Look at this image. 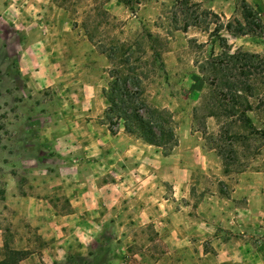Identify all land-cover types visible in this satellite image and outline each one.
Returning <instances> with one entry per match:
<instances>
[{"label": "rangeland", "instance_id": "rangeland-1", "mask_svg": "<svg viewBox=\"0 0 264 264\" xmlns=\"http://www.w3.org/2000/svg\"><path fill=\"white\" fill-rule=\"evenodd\" d=\"M7 1L0 0V190H4L7 178L13 176L18 192L26 193L33 184H42L38 189L41 191L51 181L47 176L73 174V158L80 170L93 172L97 179V201L89 203L94 208L104 207L103 190H110L112 183H116L112 191L119 192L125 190V185L133 187L139 182L130 177L120 187L123 161L127 159L122 157L121 150L135 143L150 144L124 132L120 122L113 127V133L108 131L103 118L106 102L102 88L109 80L111 63L103 51L107 53L116 43L143 39L147 68H153L145 81V99L149 105L171 113L175 134V139L167 143L150 146L160 156L175 159L180 158L179 149L192 143L210 150L208 159L214 164L207 170L198 168L190 180L194 193L191 203L195 194L217 196L214 203L222 211L216 224H229L230 234L246 241L243 247L234 238L240 256L237 263L264 264V135L240 127L237 115H221L218 119L209 115L216 107L204 79L208 72L199 69L210 51L221 52L218 36L226 39L229 52H255L264 59V0H189L183 9L185 14L177 13L180 7L171 0H112L108 5L109 0H49L39 6L30 0H9L14 2L9 8L5 6ZM203 10L215 16L204 15ZM60 17L64 18L61 30L73 32L67 40H56L49 33L54 31L49 21ZM244 18L253 21V25L245 20L248 33H236L240 24H235V20L242 24ZM256 18L258 26L253 27ZM184 20L190 22L187 27H183ZM227 21L231 22L229 30L223 27ZM218 25L221 27L215 33L213 29ZM147 32L157 39L155 47L161 65L153 63L150 56L151 45L144 39ZM250 82L254 91L248 98L251 110L245 114L255 129L263 130L261 67L251 75ZM231 131L238 133L237 139L231 137ZM66 150L69 153L63 157ZM170 164L171 161L160 167L157 161H143L139 173L144 177L146 167L152 166L156 182L163 188L161 194L165 195L170 184L161 178ZM146 184L140 183L137 189L144 191ZM50 201L61 211L69 210L67 197L53 194ZM126 205L131 206L128 202ZM114 207L119 210L118 200ZM88 209L87 206L85 210ZM0 226L10 248L21 246L25 239L28 251L41 249L42 242L34 228L27 227L6 205L3 194ZM120 233L135 238L140 247L97 245L80 258L68 262L64 259L59 264H132L135 257L127 254L137 249L149 256L146 264H178L177 261L186 259L177 252L163 254L158 243L144 247L145 240L159 238L155 227L147 223L127 232L115 231V239ZM3 255L1 247L0 258Z\"/></svg>", "mask_w": 264, "mask_h": 264}, {"label": "crops", "instance_id": "crops-1", "mask_svg": "<svg viewBox=\"0 0 264 264\" xmlns=\"http://www.w3.org/2000/svg\"><path fill=\"white\" fill-rule=\"evenodd\" d=\"M24 1L27 2V0ZM30 1L35 6H39L42 2H49V0ZM110 2L112 0L107 1L106 4ZM12 5L14 2L10 3L8 0L5 6L9 8ZM62 22H64L63 17L53 22L49 21L54 27V31L49 33L56 40H67L69 36H73V32L69 31L68 34L61 30ZM189 137L192 139V136L189 135ZM66 151L67 153L62 152L63 157L69 153V150ZM115 153L118 152L115 151ZM177 153L180 154V158L162 157L152 146L136 143L123 148L121 155L123 158L126 156L127 159L123 161L122 174L124 177L120 179V187H124V181L129 180L130 177L139 182H135L133 187L125 185V190L119 192L112 191L116 184L112 183L110 190H103L104 207L98 206V208H94L95 205H92L93 207L89 205L91 201H97L96 193L99 186L97 179L93 172L80 170V165L75 158L72 159L73 163L70 165L73 174L47 176V180L51 181L49 183L46 181L47 184L41 191L38 189L42 188V184L40 187L33 184L26 193L18 192L14 177L9 176L4 185L3 200L6 205L14 209L27 227L34 228L37 237L42 242L40 250H29V253L16 264H59L67 255L81 256L97 245L100 247L115 245L118 248L127 249L140 247L135 238L120 233L117 236L118 239H115L113 232H127L146 223L155 227L159 238L145 240L143 246L153 247L158 243L164 250L163 254L177 252L179 256L186 257L185 260L177 261L178 264H238L239 250L234 247L236 237L230 234L231 226L226 223L216 224L217 216H220L222 211L214 203L217 196L200 197L199 193L195 194L193 203L190 200L194 196L190 180L195 176L196 170L198 168L207 170L210 164H214L208 159L211 154L210 150L203 145L201 147V144L192 143L181 151L179 149ZM143 161L150 163L157 161L161 164L160 167L167 166L171 161L170 166L167 167V174L161 178L169 181L170 191L168 193L161 194L163 188L156 182L155 169L152 166L146 167L145 178L141 176L139 165ZM145 181L147 184L144 191H139L137 189L139 184ZM84 183L91 185L85 187ZM104 186L107 188V184ZM53 194L67 197V209L69 210L57 209L56 205L50 201ZM117 200L120 202L118 211L115 207L113 208L114 201ZM123 200L131 206L128 207ZM87 206L88 211L85 210ZM13 238L15 241V237ZM4 239L3 229L0 226V248ZM21 241V246L11 248L28 249L26 240ZM239 242L246 247V241L239 239ZM123 252L120 251L121 255H124ZM127 257H135L132 264H146L145 259L149 256L145 251L137 249L129 251ZM141 260L144 262L142 263Z\"/></svg>", "mask_w": 264, "mask_h": 264}, {"label": "trees", "instance_id": "trees-1", "mask_svg": "<svg viewBox=\"0 0 264 264\" xmlns=\"http://www.w3.org/2000/svg\"><path fill=\"white\" fill-rule=\"evenodd\" d=\"M171 1L174 6L180 7L179 10L177 9V13L185 14L183 9H186L189 0ZM193 3L196 4V2ZM203 14L215 16L209 10H203ZM173 17V21H175V12H173ZM245 20L246 18L242 24L235 20V24H240L235 28L236 33H248V29H245V26L247 28ZM256 21L253 27L258 26L257 18ZM251 22L253 23L251 20L247 21L249 25H253ZM189 23L184 20L183 27H187ZM220 27L219 25L215 26L214 32L217 33ZM223 27L229 30L231 22H225ZM144 39L151 45L149 49L153 63L161 65L158 50L155 47L157 39L148 32ZM218 40L219 46L222 48L221 52L213 54L210 51L208 58L199 64V69L202 72H208V77L204 79L209 87L212 105L214 103L213 106L216 107L210 111L209 115L215 116L217 119L221 115L227 117L237 115L240 127L249 133L264 135V130L255 129L245 114L247 110H251V102L248 98L254 91L250 77L255 70H258V67L264 71V59L255 52L238 49L229 52L226 39L218 36ZM142 41L143 39L137 42L133 40L129 44L126 42L116 43L107 53L103 51L111 63L108 69L109 80L102 88V95L106 102L103 118L110 133L114 132L113 127L120 122L124 132L139 136L147 144L160 146L175 139L173 120L171 113L162 107L149 105L145 99V81L153 68H147L148 60L144 57L147 51L141 46ZM237 135L236 131H231V137L237 139ZM2 192L0 190L1 195ZM2 249L4 255L0 259V264H16L18 260L29 253L27 249L10 248L6 239L3 240ZM76 258L78 259L80 256L70 254L65 257L67 262Z\"/></svg>", "mask_w": 264, "mask_h": 264}]
</instances>
